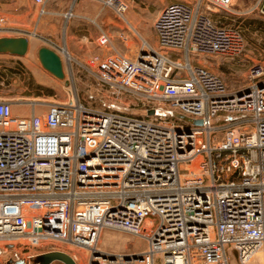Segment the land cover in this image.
I'll return each mask as SVG.
<instances>
[{"label":"built area","instance_id":"1","mask_svg":"<svg viewBox=\"0 0 264 264\" xmlns=\"http://www.w3.org/2000/svg\"><path fill=\"white\" fill-rule=\"evenodd\" d=\"M49 1L32 0L39 16ZM92 1L124 24V42L133 31L140 44L127 55L101 30L95 41L107 51L82 66L111 100L140 99L144 113L71 97L44 110L32 100L29 114H15L0 99V241L23 247L26 264L57 244L83 250V264H248L264 255V59L247 64L248 85L237 89L201 62L242 52L240 30L211 16L231 13L235 0L164 5L153 24L160 49L131 25L127 0ZM248 12L264 19V0ZM106 229L143 245L104 251ZM44 245L52 251L32 252Z\"/></svg>","mask_w":264,"mask_h":264},{"label":"rangeland","instance_id":"2","mask_svg":"<svg viewBox=\"0 0 264 264\" xmlns=\"http://www.w3.org/2000/svg\"><path fill=\"white\" fill-rule=\"evenodd\" d=\"M129 8L126 12L127 19L135 30L153 48H159L154 33L153 24L160 9L175 0H127ZM256 0H235L231 13H219V23L237 27L242 35L244 47L240 55L234 59L217 56L208 57L214 70L224 75L230 89L244 88L249 80L246 78V66L254 59H264V19L257 13L248 12L250 5ZM70 0H51L46 5L47 14L39 16L37 7L32 0H0V37H17L29 35L30 47L23 55L0 52V99L11 102L13 106L21 109L20 113L29 114L33 101H38L44 110L45 101H67L77 97L81 102L98 109H116L124 112L143 114L144 105L140 99L125 95L121 101H113L107 95L104 87H98L92 74L82 66V62L93 53L107 51L96 44V35L104 30L110 37L113 48L127 55H133L139 47L138 36L131 31L128 41L120 37V29L124 27L113 15L109 8L92 0L77 1L72 11L74 16L68 21L59 17L56 25V34L40 32L42 20L56 17L59 12L68 11ZM213 13V12H212ZM118 22V23H117ZM49 24H47V27ZM69 33L93 38H74L75 49L65 44ZM55 36V37H54ZM95 37V38H94ZM54 41L59 45L54 46ZM56 48L61 54L64 78H59L43 67L38 58V48ZM65 49L70 53V58L65 54ZM75 50V51H74ZM217 64V65H216ZM13 112V111H12ZM14 113V112H13ZM219 116L213 119V123ZM176 122L178 120H175ZM179 122V121H178ZM143 245L141 239L125 232L106 229L102 232L98 242L99 248L114 253H125L140 250ZM54 251H61L77 259V264H83L85 255L73 246L57 244ZM52 251L50 246L32 249V252ZM77 255V257H76ZM27 253L20 246L12 242L0 241V264H26ZM82 257V258H81ZM37 264H41L38 262ZM50 264H64L53 261ZM230 264H236L232 260ZM248 264H264L262 252L254 254Z\"/></svg>","mask_w":264,"mask_h":264},{"label":"water","instance_id":"3","mask_svg":"<svg viewBox=\"0 0 264 264\" xmlns=\"http://www.w3.org/2000/svg\"><path fill=\"white\" fill-rule=\"evenodd\" d=\"M29 40L25 36L17 37H0V52H8L10 54L23 55L27 51ZM38 58L44 68L49 70L55 76L64 78L63 62L60 54L53 48L40 47L38 48ZM148 113H153V109H149ZM188 119L183 115H179ZM194 123H201L200 119H195ZM250 164H248L249 173ZM53 261H61L64 264H76L71 256L61 251H54L37 256L35 263L50 264ZM16 264H24L18 262Z\"/></svg>","mask_w":264,"mask_h":264},{"label":"crops","instance_id":"4","mask_svg":"<svg viewBox=\"0 0 264 264\" xmlns=\"http://www.w3.org/2000/svg\"><path fill=\"white\" fill-rule=\"evenodd\" d=\"M71 1V4H70V6H68V11H69V9L70 8H73V6H74V4L77 2V1H79V0H77L75 3H72V0H70ZM248 5H250L251 6V4L249 3ZM67 12V11H66ZM65 13V12H64ZM64 13L63 12H59L58 14H56L57 16L56 17H51V18H46V19H44V20H42V22H41V26H40V32L41 33H47V31H48V29H50V33H53L54 35L56 34L55 32H56V25H57V21L59 20V17H61L62 19H64L65 20V18H64ZM72 13H73V11H72ZM220 13V12H219ZM218 12H213V13H211V16H212V18L215 20V21H217V18L218 17H220L221 16V14H219ZM114 15V14H113ZM73 16H74V13H73ZM72 16V17H73ZM71 17V18H72ZM70 19V18H69ZM117 20V19H116ZM66 21H68V19L66 20ZM217 22H219V21H217ZM118 23V22H117ZM47 24H49V26L47 27ZM98 35V34H97ZM97 35H96V37H97ZM25 37H27L28 38V40H29V43H28V48L30 47V44H31V37L29 36V35H24ZM78 34H74V33H69V35H68V37H66V40H65V44H67V46H69V48H73V49H75V47H74V45H73V41H74V38L75 39H77V40H79L78 39ZM55 37V36H54ZM79 38H80V40H82L81 38H85V39H87V38H93L91 35H90V37H86V36H79ZM95 38V37H94ZM57 46V47H59V45L56 43V41H54V46ZM53 49H55L56 51H58L56 48H54V47H52ZM67 52H68V50L67 49H65ZM75 51V50H74ZM104 50H101V52H103ZM69 53V52H68ZM70 54V53H69ZM208 57H205L204 59H202L201 60V62L203 63V64H205L206 66H208V67H210V68H214V66H213V64H212V62H209V61H207L206 59H207ZM217 65V64H216ZM12 111L15 113V114H17V113H20V111H21V109L20 108H18L17 106H13V109H12ZM77 250H79V252H81L79 255H81V254H83V250H81V249H79V248H76Z\"/></svg>","mask_w":264,"mask_h":264},{"label":"bare ground","instance_id":"5","mask_svg":"<svg viewBox=\"0 0 264 264\" xmlns=\"http://www.w3.org/2000/svg\"><path fill=\"white\" fill-rule=\"evenodd\" d=\"M65 54L67 55L68 58H70V54L65 50ZM101 249V248H100ZM65 253V252H64ZM67 254V253H66ZM69 255V254H68ZM70 256V255H69ZM72 259L74 260V262L76 263L77 262V258L75 259V257L71 256ZM82 262H83V259H82ZM77 264V263H76Z\"/></svg>","mask_w":264,"mask_h":264},{"label":"trees","instance_id":"6","mask_svg":"<svg viewBox=\"0 0 264 264\" xmlns=\"http://www.w3.org/2000/svg\"><path fill=\"white\" fill-rule=\"evenodd\" d=\"M135 114V113H134ZM137 114V113H136ZM137 115H139V114H137Z\"/></svg>","mask_w":264,"mask_h":264}]
</instances>
